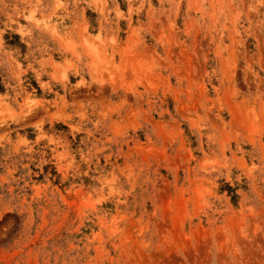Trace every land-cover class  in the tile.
Returning <instances> with one entry per match:
<instances>
[{
    "label": "rangeland",
    "instance_id": "obj_1",
    "mask_svg": "<svg viewBox=\"0 0 264 264\" xmlns=\"http://www.w3.org/2000/svg\"><path fill=\"white\" fill-rule=\"evenodd\" d=\"M0 264H264V0H0Z\"/></svg>",
    "mask_w": 264,
    "mask_h": 264
},
{
    "label": "bare ground",
    "instance_id": "obj_2",
    "mask_svg": "<svg viewBox=\"0 0 264 264\" xmlns=\"http://www.w3.org/2000/svg\"><path fill=\"white\" fill-rule=\"evenodd\" d=\"M95 48H96V47H94V46H92V45L89 46L90 52H91L93 55H97V51H96Z\"/></svg>",
    "mask_w": 264,
    "mask_h": 264
}]
</instances>
